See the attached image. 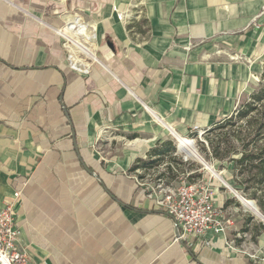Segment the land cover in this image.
Wrapping results in <instances>:
<instances>
[{"label": "crops", "instance_id": "0c3cea01", "mask_svg": "<svg viewBox=\"0 0 264 264\" xmlns=\"http://www.w3.org/2000/svg\"><path fill=\"white\" fill-rule=\"evenodd\" d=\"M263 71L264 0H0V208L21 192L30 262L264 264L223 236L176 241L131 170L230 116Z\"/></svg>", "mask_w": 264, "mask_h": 264}, {"label": "built area", "instance_id": "2783aa9c", "mask_svg": "<svg viewBox=\"0 0 264 264\" xmlns=\"http://www.w3.org/2000/svg\"><path fill=\"white\" fill-rule=\"evenodd\" d=\"M72 66L74 67L73 64ZM204 132L199 133L202 135ZM177 148L181 152L179 143ZM189 159L186 155L184 162ZM170 169L177 175L176 179L170 176ZM135 173L139 185L145 187L147 196L154 199L156 207L173 220L176 241L193 248L203 244L210 245L213 237L223 236L231 250L255 260L256 253L229 242L224 211L215 200L214 194L218 189L215 191L204 175L195 180L192 178L194 171L187 169L180 172L173 163L159 164L145 171L138 168ZM20 196L21 192L16 191L13 199L0 208V264H32L27 251L20 244L22 231L17 224L16 214Z\"/></svg>", "mask_w": 264, "mask_h": 264}, {"label": "trees", "instance_id": "16d2710c", "mask_svg": "<svg viewBox=\"0 0 264 264\" xmlns=\"http://www.w3.org/2000/svg\"><path fill=\"white\" fill-rule=\"evenodd\" d=\"M205 134L213 157L222 162L221 166L232 165L233 186L246 197L255 199L264 213V71L254 92L242 99L230 116L216 122ZM168 145L166 149L159 146L152 150L158 159L150 162L138 160L131 170L159 164L165 154L176 150L172 142ZM172 161L180 165L176 158ZM169 171L172 179H176L172 169Z\"/></svg>", "mask_w": 264, "mask_h": 264}, {"label": "rangeland", "instance_id": "374dc122", "mask_svg": "<svg viewBox=\"0 0 264 264\" xmlns=\"http://www.w3.org/2000/svg\"><path fill=\"white\" fill-rule=\"evenodd\" d=\"M71 54L72 52L69 51L68 56ZM96 55L100 59L97 52ZM76 56L82 62L90 63L91 66L94 63L97 64L96 61L93 62L89 60L81 53H77ZM91 69L92 68L90 67L89 70L91 71ZM260 79L261 77L257 74L253 77V81L256 84L255 88L260 83ZM244 96L246 97L247 95L244 94L242 99L245 98ZM205 133L206 131L201 135L197 132L195 136H192L191 134L187 136L195 141L194 144L196 149L204 160L202 162L190 157L189 161L186 162L188 169L195 172L193 177L195 180L204 175L205 178L212 184L215 191L218 189L214 194L215 200L217 205L223 208L229 242L234 243V245L242 248L243 250L256 253L257 256L254 258L255 261L264 262V221L256 217L251 210L246 208V206H244L236 197V193L243 196L245 199H255L246 197L240 190L233 186V175L231 172L232 165L226 163L224 166H221L222 162L213 157L209 145L207 144ZM172 144V146L176 148L174 152L178 153L176 157L184 161L186 154L185 152H179L177 148L178 141L174 136H172ZM205 161H207L206 163L214 169L218 176L214 175L208 168H206L204 164ZM236 190L238 192H236Z\"/></svg>", "mask_w": 264, "mask_h": 264}, {"label": "bare ground", "instance_id": "6f19581e", "mask_svg": "<svg viewBox=\"0 0 264 264\" xmlns=\"http://www.w3.org/2000/svg\"><path fill=\"white\" fill-rule=\"evenodd\" d=\"M74 24L77 25V22H75ZM69 26L67 28L61 30V32L63 33V35H65V37H67L69 39V41L72 40L76 44V46H78V48L80 50H82V51H84L86 53V55L88 54L92 58H96V56L94 55L93 48L92 47H89L88 45H86L85 43H83L81 41V39L78 37V35H79L80 32H82V33H85L86 32V25L79 23V28L78 29H79L80 32L79 31L78 32H74L71 29V27H69ZM74 27H77V26H74ZM71 52H72V54H71L70 57H71L72 64L74 65V67L77 68V69H79V70L87 71V67L86 68H82V66H79L78 65V60H77L78 58L76 56V52L74 50L71 51ZM96 59L100 62V60L98 58H96ZM176 137L178 139V143L180 144V151L181 152H185V154L187 156L192 157V158H195V159H197L199 161H202V162L204 161L202 159L201 155L198 153V151L196 149V146L194 144V141L192 139L187 138V137H183V136L178 135V134H176ZM206 162L207 161L204 162L206 168H208L214 175H217L216 172L214 171V169L208 163H206ZM231 190H232V188H231ZM240 198H241L242 203H244V206H246V208H248L249 210H251L256 215V217H258L259 219H261V220L264 221V214L262 213V211L260 210V208L254 203L253 200H250L248 198L247 199H244L242 197H240Z\"/></svg>", "mask_w": 264, "mask_h": 264}, {"label": "water", "instance_id": "95a60500", "mask_svg": "<svg viewBox=\"0 0 264 264\" xmlns=\"http://www.w3.org/2000/svg\"><path fill=\"white\" fill-rule=\"evenodd\" d=\"M236 192H238L237 190H236ZM236 197L241 201V198L240 197H242V198H244L243 196H240L238 193H236ZM245 199V198H244ZM254 201V203L257 205V203H256V201L255 200H253ZM242 202V201H241ZM243 205H244V203H242ZM258 206V205H257ZM259 207V206H258Z\"/></svg>", "mask_w": 264, "mask_h": 264}]
</instances>
